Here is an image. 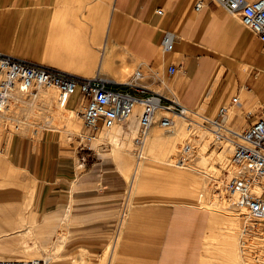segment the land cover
<instances>
[{
  "label": "crops",
  "instance_id": "0c3cea01",
  "mask_svg": "<svg viewBox=\"0 0 264 264\" xmlns=\"http://www.w3.org/2000/svg\"><path fill=\"white\" fill-rule=\"evenodd\" d=\"M197 1L0 0V51L83 77L105 74L113 88L141 96L157 93L166 103L176 99L210 116L229 105L231 114L239 110L237 123L245 128L243 119L248 124L264 104V42L239 14L212 0L196 9ZM168 33L171 47L164 45ZM137 70L143 72L138 79ZM235 95L241 99L238 105L232 104ZM73 98L67 107L76 111L80 107ZM136 127L132 121L126 134ZM16 136L12 163L39 181L45 207L59 205L62 215H95L94 226L83 229L92 243L84 241L82 247L101 252L111 233L104 228L105 219L120 215L126 188L110 172L114 158L108 155L89 165L77 148L46 141L38 147L36 140ZM125 156L120 155V163H126ZM125 215L111 264L231 263L228 247H208L212 214L206 208L143 202ZM214 255L212 262L206 260Z\"/></svg>",
  "mask_w": 264,
  "mask_h": 264
},
{
  "label": "rangeland",
  "instance_id": "374dc122",
  "mask_svg": "<svg viewBox=\"0 0 264 264\" xmlns=\"http://www.w3.org/2000/svg\"><path fill=\"white\" fill-rule=\"evenodd\" d=\"M130 70L125 69L126 72H130ZM115 88L120 89L117 86ZM46 92H50L49 102L44 100ZM77 95L78 92L74 95V101ZM23 97L26 100L35 101L37 104L34 114L28 119L29 123H23L16 119L23 118V115L16 113V110L19 109L18 104H15L16 107L12 106L15 103L14 99L9 105L11 109L7 108L3 112L4 115H11L14 118H6L0 115V215H12L8 216L12 220L11 225L0 233V244H15L16 239L25 238V241L32 248L51 249L55 246L52 259L48 264H111L116 254L119 233L125 221V214L132 205L143 202L190 203L206 208L212 214L210 221L212 229L209 230L206 239L208 247L218 249L216 245L220 246V244L228 247L225 234L230 225L234 236V247H228L230 264H264V229L260 232L261 234L251 237L255 245L259 246L262 243L260 250L262 255L259 259L254 258L255 251L253 252L252 249L247 255H242L240 251L242 216L235 205L225 201L228 197L223 191V180L233 155L234 147L231 143H217L210 131L204 133L203 136H198L197 132L200 130L197 128L199 126L192 124L185 117L175 115L177 123L175 127L181 123L185 125L186 133H189L186 136L188 137L187 141L193 142L194 149L197 148L193 157L202 152L200 153L202 159H197L193 163L200 171L195 173L178 165H164L157 161L162 155L152 151L157 160H153L152 164L149 163L148 167L154 172L152 173L154 179L151 182L143 183L140 196L133 199L129 190L128 177L134 164L137 163L136 154H134V142L139 130L138 110L127 122L115 124L110 130L104 129L100 133L99 139L91 143L90 148L81 149L79 135L85 129L80 113L81 107L78 108L77 106L76 111H70L67 105L60 106L58 91L53 86L38 87ZM200 112L202 113V111ZM237 114H239V110L232 112L229 125L241 130L243 125L237 123ZM132 121L137 122V127L132 133L126 134L127 131H130L128 126ZM120 124L124 126V131L117 130ZM243 124L246 127L247 123L244 119ZM158 128L161 129L164 136L173 132V128L165 129L160 126ZM15 135H17V139L30 137L36 140L38 147L43 146L44 141H46L71 150L77 148L84 152L82 158L88 161L89 165L108 155L114 158L115 163L113 162V165L115 168L110 172L120 176L125 182L126 188L123 193V203L118 210L120 215H107L105 219L108 223L104 228H111V233L101 252H94L82 247L84 241L85 244L92 243L93 237L84 235L83 229L94 226L96 220L92 218H95V215H62L59 205L45 207L39 181L28 170L19 168L12 163L11 148ZM180 142L181 137L178 139L176 147H179ZM205 143H209L207 147L211 149L204 148L201 151ZM222 150L228 154L224 162H220L218 158V153ZM176 153L180 154L181 151L178 150ZM122 154L126 155V163H120L118 160ZM172 154L175 156V151H172ZM190 158L187 157V160ZM181 172L182 175L188 172L193 178L191 177L192 179L184 182L183 179L186 176L182 178L178 176ZM215 177H220L216 186ZM200 182L202 184H199ZM187 191L193 192V198L188 199ZM216 253L217 255H224V252L218 251ZM215 259V255L206 258L209 262Z\"/></svg>",
  "mask_w": 264,
  "mask_h": 264
},
{
  "label": "built area",
  "instance_id": "2783aa9c",
  "mask_svg": "<svg viewBox=\"0 0 264 264\" xmlns=\"http://www.w3.org/2000/svg\"><path fill=\"white\" fill-rule=\"evenodd\" d=\"M232 13L239 14L243 24L259 35L264 42V0H212ZM205 0L196 2L201 9ZM173 36L168 33L164 38L165 47H171ZM175 66L170 67L174 72ZM143 75L135 72V78ZM110 81L98 73L83 77L54 67L30 61L0 51V114L10 105L16 91L29 95L38 87H55L58 100L67 105L69 99L78 92L77 106L84 121V132L79 135L80 148L89 147L99 139L100 133L115 124L127 122L138 110V134L135 138V153L140 157L152 127L158 125L172 129L175 115L189 119L192 124L207 128L219 144L231 143L234 147L229 169L223 180V191L232 200L242 216L240 251L247 255L252 249L254 258L260 257L262 243L255 245V237L264 229V104L259 116H255L241 130L229 125L231 106L222 105L216 116L201 113L189 108L179 100L166 103L160 94L137 95L130 91L111 87ZM131 85L136 86L134 83ZM241 103L239 95L232 97V104ZM253 112L249 110L247 117ZM185 151L191 145H185ZM260 187V191H256ZM256 252L257 255H256ZM260 252V253H259ZM259 255V256H258ZM0 264H46L43 259H5Z\"/></svg>",
  "mask_w": 264,
  "mask_h": 264
},
{
  "label": "bare ground",
  "instance_id": "6f19581e",
  "mask_svg": "<svg viewBox=\"0 0 264 264\" xmlns=\"http://www.w3.org/2000/svg\"><path fill=\"white\" fill-rule=\"evenodd\" d=\"M24 95L25 94L21 93L20 91H16V93H14L13 98H12V100L14 99L15 103L12 106H15V104H18L19 109L16 110V113L18 115L19 114L23 115V118H16V119H18V121H21L23 123H29L28 119L31 118L32 115L34 114L35 107L37 104L35 103V101L26 100L23 97ZM45 95L46 96H45L44 100L46 102H49L50 92H46ZM59 105L64 106L60 102H59ZM8 109H11L10 106L8 107ZM70 111H72V110H70ZM0 115H3L2 117H6V118H14L11 115H4L3 113ZM230 117H231V112H230ZM176 125H177V123H176ZM195 125L199 126L197 128L200 130V132H197L198 136H203L204 133L209 131L207 128L203 127L200 124H195ZM112 127L107 128V130H110ZM118 129H119V131L125 130L123 128V126H121ZM199 130H197V131H199ZM172 131L173 132H171L168 136H164V134L162 133L161 129L158 128V126L152 127L150 134H149V137L146 141L143 153L140 157H138L136 155L137 163L134 164V166L130 172V176L128 177L129 190H130V193H131L133 199H136L137 197L140 196L143 183H145L147 181L151 182L154 179L153 178L154 175H152V173H154V172L148 167V165L152 164L153 160H157L156 157H154V155L152 154V151L162 155V157L158 158L157 161L164 164V165H169V166L170 165H178L180 167H185L189 171H193L195 173L200 171V169H198L196 166H194L193 163L195 161H197V159L198 160L202 159V156L200 155V153H202V152H199L198 154H196L195 157H193L194 153L197 151L196 150L197 148L194 149L195 146H194L193 142L187 141L188 137H186V136H188L189 133L188 132L186 133V126L181 123L178 127L173 128ZM180 137H181V142H180L181 144L179 145V147H176V144L178 142V139H180ZM187 143H189L191 145V149L189 151H185V149H184L185 145ZM208 145H209V143H205V146H203V149L200 148L201 151L204 150V148L205 149H207V148L211 149V148L207 147ZM178 150L181 151L180 154L176 153V151H178ZM172 151H175V156H174V154H172ZM134 154H136V153L134 152ZM227 155L228 154H226V152H224V150L220 151L218 153V158H219L220 162H224V160H226V158H227ZM187 157H191L190 160H187ZM181 175H182V172L178 174V176L181 178L183 176H186V178L183 179L184 182H186V180L188 181V180L193 178V176L191 174H189L188 172L185 175L184 174L182 176ZM214 180L217 182V183H215V186H216V185H218L220 177H215ZM199 184H202V182H200ZM255 190L257 192L260 191V187H256ZM187 192H188V194H187L188 199L193 198V192L192 191H187ZM183 195H186V194L183 193ZM225 201H226V203H229L231 205H235L234 202L228 198ZM8 216H12V215H0V233L2 231H4L5 229H8V226L11 225V223H12V220H10V217H8ZM137 217H139V216H136V218ZM143 219L144 218L142 217L141 221L139 219L138 220L140 222H142ZM143 221H145V219ZM133 222H134V220H133ZM242 222H243V219H242ZM133 225H128V226L132 227ZM141 226H143V225H141ZM150 227L146 226V228H149V229H150ZM151 228H153V227H151ZM231 228L232 227L229 225V227L227 229V233L225 234V240H226V243H227L229 248L234 247V236H233V232H232ZM135 229H136V227H135ZM138 230H136V231H138ZM131 231H133V230H131ZM147 232L150 233L149 231H147ZM129 233L131 234V232H129ZM129 233H127V234H129ZM152 233H155V232H152ZM131 235H134V233H132ZM141 236L143 237V235H141ZM147 236H149V235H147ZM149 237H146L144 239L147 240V238H149ZM147 242H148V240H147ZM143 243H146V242H143ZM146 244H148V243H146ZM145 246H148V245H145ZM149 246H150V242H149ZM55 248H56L55 246L51 249H49V248H41V249L32 248V247H30V244H28L25 241V238H23L22 240L16 239L15 244H0V258H5V259H43V260H45L46 264H48L50 262V260L52 259L53 251ZM121 250H122V248H121ZM123 250H124V248H123Z\"/></svg>",
  "mask_w": 264,
  "mask_h": 264
}]
</instances>
